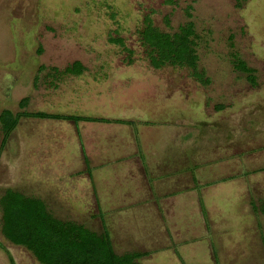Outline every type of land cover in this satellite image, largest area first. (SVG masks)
Instances as JSON below:
<instances>
[{
	"label": "rangeland",
	"instance_id": "374dc122",
	"mask_svg": "<svg viewBox=\"0 0 264 264\" xmlns=\"http://www.w3.org/2000/svg\"><path fill=\"white\" fill-rule=\"evenodd\" d=\"M144 16L167 35L192 25L202 82L184 67H150L139 42ZM76 62L79 76L64 73ZM5 110L126 124L21 118L0 149V198L9 189L42 201L56 220L96 233L103 224L115 253H150L140 264H264V0H0V119ZM172 121L175 146L163 125ZM147 122L162 127L159 153L175 148L177 168L196 179L183 173L173 214L159 225L143 218L151 211H127L137 197L122 164H85L78 140L108 144L111 155L122 140L109 128H131L138 143ZM119 214L133 234L124 236ZM0 246V264H10L6 253L13 264H39L2 235L1 204Z\"/></svg>",
	"mask_w": 264,
	"mask_h": 264
},
{
	"label": "trees",
	"instance_id": "16d2710c",
	"mask_svg": "<svg viewBox=\"0 0 264 264\" xmlns=\"http://www.w3.org/2000/svg\"><path fill=\"white\" fill-rule=\"evenodd\" d=\"M192 35L190 23L179 28L177 33L167 35L159 32L153 27L148 16H144L139 42L148 64L153 69H158L164 64L184 67L190 70L192 77L201 81L195 69V57L190 39ZM107 41L120 48L124 47L122 40L118 38H108ZM78 68L79 64L73 63L64 69V73L79 76L81 70ZM25 102V99L20 101L22 105ZM21 118L69 121L73 125L78 122L126 124L125 120L25 110L12 113L5 110L0 119V149ZM0 204L2 235L12 245L28 251L39 264H139L137 260L145 256V253L137 252L115 254L104 228L100 233H96L79 224L56 220L50 216L42 201L38 199L25 197L6 189L0 198ZM0 249L4 250L1 246ZM6 255L8 262L13 264L11 257L7 253Z\"/></svg>",
	"mask_w": 264,
	"mask_h": 264
},
{
	"label": "crops",
	"instance_id": "0c3cea01",
	"mask_svg": "<svg viewBox=\"0 0 264 264\" xmlns=\"http://www.w3.org/2000/svg\"><path fill=\"white\" fill-rule=\"evenodd\" d=\"M160 120V119H159ZM53 121H60V120H53ZM139 122H144V120H137ZM86 123V122H82ZM90 123H97V122H90ZM160 123V122H159ZM108 125L111 124H116V123H105ZM144 124V125H142ZM141 125L138 124L137 126L138 132L137 136H139V141L137 143V138L134 137L133 132L131 131V128H128L126 126V129H119V128H109L107 131H109L111 134L116 135V137H119L122 140V146L119 145L118 147L115 146L114 148L117 149L114 151L113 154L107 155L109 151V145L108 144H101L100 146L98 143L93 140V143L90 142V146L88 142L84 139H86L88 136L83 135V134H78V140L83 141V144H81L84 148L85 155L81 156L83 157V160L85 164H88L87 162L90 160L92 161V167L97 164H104L109 161V163H118L122 164V168H124V171L126 174H128L129 178V183H130V191L134 192L137 199L132 200L131 202L128 203L127 206V211L131 210V207H135L136 209L140 210H146L150 212L149 216L143 217V218H152L156 219L158 225L162 224V219L164 217H170L173 212L172 210L174 209V204L172 203V200H174V197L172 194H177L180 195V190H181V181H186L185 176L183 173H188L190 178L193 180L192 184L195 179V175H192L186 170H179L177 168V153H175V148L171 150L170 157L165 155H161L158 151V147H156V144H159V139L160 137H155L154 132L157 133L162 130L161 126H156V124H151V123H142ZM118 125V124H117ZM166 125V129H172L169 132V138L168 140L170 143L175 146L177 142L180 141L179 135L177 134L179 128H180V123L177 121H172L168 125ZM102 130V129H101ZM105 131V132H107ZM176 131V132H175ZM122 132V133H121ZM104 133V132H103ZM95 134L97 132L93 133L92 136L95 138ZM109 134V133H108ZM95 135V136H94ZM176 135V136H175ZM86 137V138H85ZM91 137V136H90ZM89 138V137H88ZM159 138V139H158ZM103 143V142H102ZM87 144V145H86ZM126 144V146H123ZM177 148V147H176ZM172 149V148H171ZM119 150L121 151L119 153ZM81 153V151H80ZM90 157V158H89ZM88 158V159H87ZM93 159V160H92ZM123 162V163H122ZM125 163V164H124ZM87 166V165H86ZM186 169V168H185ZM175 172V173H174ZM149 174V175H147ZM152 177V183L149 186L148 183L146 182V179L148 177ZM90 179V178H89ZM185 192L184 194H190L189 196L193 195L191 187H185ZM152 193L155 196H158L161 198L157 204H154L152 202H147L146 198L151 197ZM148 203V204H146ZM193 205H197V208L199 209L201 207V203L198 201L196 198V202H193ZM203 206V205H202ZM117 208V207H114ZM113 209V208H112ZM165 210L166 212H163ZM162 211V212H161ZM201 211V210H200ZM147 212V213H148ZM116 214V213H115ZM163 214V215H162ZM108 216V215H106ZM124 218V219H122ZM132 218V217H131ZM117 223L119 225H123V234L124 236H129L130 234H133L131 232V229L129 228L128 220L127 217H123L122 214H119L116 216ZM140 219L142 220V217H136L133 216L131 219L132 223L140 225L142 223H139ZM102 221V220H101ZM128 225V226H127ZM132 225V224H130ZM104 228V230L108 233L110 242H111V236L107 228L102 224L101 225V230ZM140 229L142 230L143 228L139 227V232ZM143 233L146 235L147 233H152L155 234L157 230H148L146 231L145 229L142 230ZM101 232V231H100ZM99 232V233H100ZM141 233V234H143ZM150 235V237H151ZM154 241L155 237H152ZM112 245V242H111ZM113 248V246H112ZM154 248V247H153ZM114 250V249H113ZM153 249L152 251H154ZM151 251V252H152ZM115 252V251H114ZM130 252H137V253H145V256L141 257L138 259V263L140 264V260H143L145 257H147L150 253L147 251H137V250H128L125 251L121 254L117 255H122L125 253H130Z\"/></svg>",
	"mask_w": 264,
	"mask_h": 264
}]
</instances>
